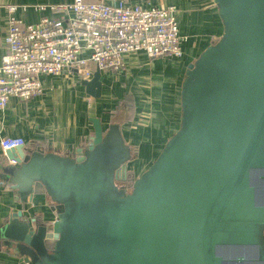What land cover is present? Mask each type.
<instances>
[{"label": "water", "instance_id": "1", "mask_svg": "<svg viewBox=\"0 0 264 264\" xmlns=\"http://www.w3.org/2000/svg\"><path fill=\"white\" fill-rule=\"evenodd\" d=\"M213 1L223 33L186 69L180 126L153 163L120 181L132 151L93 102L76 155L6 151L0 177L44 190L57 217L12 214L0 246L25 264H264V0ZM101 77L81 80L89 98Z\"/></svg>", "mask_w": 264, "mask_h": 264}, {"label": "crops", "instance_id": "2", "mask_svg": "<svg viewBox=\"0 0 264 264\" xmlns=\"http://www.w3.org/2000/svg\"><path fill=\"white\" fill-rule=\"evenodd\" d=\"M73 1L0 0V65L6 52L3 40L11 16L25 26L38 22L43 16H60L48 6ZM132 1L143 6H175L181 33L188 37L183 44L184 55L175 59L180 60L178 68L174 69V74L177 73L176 79L162 77V86L153 80L148 83V78L151 77L147 75V63L156 65L160 59H172L149 58L144 52L128 55L125 68L121 72L105 71L106 74L120 73L121 79L109 84L102 81L103 90L99 100L87 96L81 81L82 92L74 90V82L77 80L74 74L44 76V93L41 96L28 101L13 97L5 108L0 109V138L23 137L27 144L25 149L29 153L42 151L74 156L79 148H86L91 141L93 126L89 120V108L95 102L97 116L101 118L104 126L112 123L119 125L124 142L132 151V159L128 163L131 172H136L135 167L139 166L144 150L156 151L157 157L180 126L181 85L186 69L215 38L221 36L224 26L213 0ZM42 6L46 8L42 9ZM138 78L140 81L135 83L134 79ZM122 98H128L134 105L132 112L115 111L122 103ZM14 164L0 147V174L4 166ZM26 196L27 194L23 197L20 190L13 188L9 181L0 177V224L18 211L42 221L52 222L56 219V213L53 212L50 199L44 190L35 187L28 194L29 197ZM0 264L25 262L22 257L0 246Z\"/></svg>", "mask_w": 264, "mask_h": 264}, {"label": "built area", "instance_id": "3", "mask_svg": "<svg viewBox=\"0 0 264 264\" xmlns=\"http://www.w3.org/2000/svg\"><path fill=\"white\" fill-rule=\"evenodd\" d=\"M48 7L60 16H43L25 26L10 18L0 65V109L13 97L28 101L41 96L47 75L67 73L90 79L97 68L123 71L133 53L144 52L149 58L184 55L188 37L181 33L175 6L74 0ZM25 144L19 136L0 138L5 153Z\"/></svg>", "mask_w": 264, "mask_h": 264}, {"label": "rangeland", "instance_id": "4", "mask_svg": "<svg viewBox=\"0 0 264 264\" xmlns=\"http://www.w3.org/2000/svg\"><path fill=\"white\" fill-rule=\"evenodd\" d=\"M164 58H169V57H164ZM172 60L168 61L166 59H160L161 61H159L158 64H154L151 65L150 63L148 64V69H147V75L151 77V79L148 78V83H150L152 80L154 82H156V84H158L159 86H162L163 82L161 80L162 77H167L168 80H175L177 77V73L174 74V69L178 68L179 64H180V60H175L176 58H170ZM178 59V58H177ZM151 71V73H150ZM129 77V75H128ZM77 80L75 79L74 82V90H78L79 93L82 92V88L80 87V81L81 79H79L78 77H76ZM120 78L121 79V74H106L105 71H102V81L104 82V84H109V83H116L115 81ZM126 79V78H125ZM135 83H137L138 81H140V78L138 79H134ZM104 98V97H103ZM102 98V99H103ZM85 100V98H84ZM99 100V99H98ZM97 101V100H96ZM101 101V100H100ZM99 101V104H100ZM156 151L153 150H144L143 154H142V159H140V163L139 166L135 167V171L134 175L138 176L139 174H141L144 170H146L155 160L156 157Z\"/></svg>", "mask_w": 264, "mask_h": 264}, {"label": "trees", "instance_id": "5", "mask_svg": "<svg viewBox=\"0 0 264 264\" xmlns=\"http://www.w3.org/2000/svg\"><path fill=\"white\" fill-rule=\"evenodd\" d=\"M121 102L122 103L116 107V110H115L116 112H119L120 110H122L124 113H126L127 111L132 112L134 105L131 102H129L128 98H125V99L122 98ZM130 103H131V105H130ZM25 145H27V144H25ZM120 179H121L120 181H123L124 183L131 186L132 182L135 179L134 172H131V170L126 171L120 175ZM48 241H49L48 246L51 248L54 244V241L51 238Z\"/></svg>", "mask_w": 264, "mask_h": 264}, {"label": "flooded vegetation", "instance_id": "6", "mask_svg": "<svg viewBox=\"0 0 264 264\" xmlns=\"http://www.w3.org/2000/svg\"><path fill=\"white\" fill-rule=\"evenodd\" d=\"M129 171V170H128ZM136 177V176H135ZM54 241V240H53ZM49 242V241H48Z\"/></svg>", "mask_w": 264, "mask_h": 264}]
</instances>
